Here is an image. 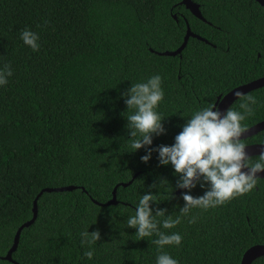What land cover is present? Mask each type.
I'll use <instances>...</instances> for the list:
<instances>
[{"label":"trees","instance_id":"16d2710c","mask_svg":"<svg viewBox=\"0 0 264 264\" xmlns=\"http://www.w3.org/2000/svg\"><path fill=\"white\" fill-rule=\"evenodd\" d=\"M183 0H0V70L13 75L0 85V264L15 235L33 217L43 189L38 217L25 228L13 259L19 264H156L160 254L127 227L142 195L166 209L163 221L180 215L179 176L171 164L160 165L153 151H133L127 128L125 94L132 84L154 75L162 79L164 98L156 111L165 133L153 135L156 149L171 146L195 112L215 105L234 88L264 77V7L255 0H193L206 21ZM176 15L177 19L174 18ZM189 24L209 43L190 38L177 50ZM24 29L39 35L38 51L20 38ZM257 103L242 121L248 129L264 121V87L244 95ZM239 98L228 110L242 111ZM245 145L264 144V131ZM260 155L249 158L254 164ZM118 205L99 206L113 197ZM156 184V188L151 185ZM199 184L189 194L207 190ZM195 217L194 223L189 220ZM100 232L91 248L81 233ZM166 234L179 233V246H165L178 264H241L244 253L264 245V178L254 189L208 209L194 208ZM93 250L89 260L84 253ZM253 264H264V256Z\"/></svg>","mask_w":264,"mask_h":264},{"label":"clouds","instance_id":"9594fccd","mask_svg":"<svg viewBox=\"0 0 264 264\" xmlns=\"http://www.w3.org/2000/svg\"><path fill=\"white\" fill-rule=\"evenodd\" d=\"M24 44L33 51H38L39 35L29 29H24L20 34ZM13 72L10 65H5L0 70V85L8 83V77ZM162 79L154 75L146 82L132 84L125 94V104L128 109H134V113L128 115L127 128L131 137V149L135 152L145 148L147 154L141 157V161L148 163L153 151L158 152L160 165L171 164L174 173L179 176L176 187L187 189L182 193L184 206L180 209V215L175 219L168 215L163 221H157L155 217H164L166 209H153L150 203L157 202L151 192L142 195L135 209V214L130 216L127 227L138 229L136 236L139 240L158 237L153 240L160 253L156 258V264H178L168 253L164 252L165 246H179L182 236L179 233L166 234L160 230L173 229L182 217H188L194 208L207 211L211 208L224 205L232 199L251 192L257 185L258 173L264 172V153L254 164L249 163L246 145L241 141L244 132L242 121L253 114L252 106L257 103L252 95L242 96L239 107L242 111L228 110L221 112L214 105L199 110L187 120L182 131L176 135L175 143L171 146L161 145L156 149L148 146L153 143V135L160 136L165 133L163 118L157 111L159 103L164 98L161 87ZM237 95H240L239 93ZM246 169V171H245ZM207 190L203 195L194 197L192 189L197 185ZM156 188L157 185H151ZM195 217L189 220L194 223ZM81 244H87L89 248L100 240V232L89 233L88 230L81 233ZM84 255L91 260L94 251L89 250Z\"/></svg>","mask_w":264,"mask_h":264},{"label":"water","instance_id":"95a60500","mask_svg":"<svg viewBox=\"0 0 264 264\" xmlns=\"http://www.w3.org/2000/svg\"><path fill=\"white\" fill-rule=\"evenodd\" d=\"M255 1L258 2L262 7H264V0H255ZM181 4L184 5L194 16H196L197 18H199L201 20L206 21L202 15L199 4L195 3L193 0H183L181 2ZM174 18L177 19L176 15H174ZM187 25H188L187 34L185 36L183 44L175 51H166L163 53H159L160 55L171 56V57L181 55L183 50L186 48L190 38H196V39H199L201 41H205V42L209 43L206 39L202 38L201 36H199L197 34H194L188 23H187ZM263 87H264V77L258 78L254 81H251L249 83H246V84H243V85H240V86L234 88L233 90L228 92L223 97H219L214 106L216 108H218L221 112H226L239 98L250 93L251 91H254V90H257V89H260ZM238 93L240 95H237ZM263 131H264V121L259 122L256 125L244 130V132L241 136V141L246 140L248 138H251V137H253V136H255V135H257ZM246 151L248 153V158L261 155V153H264V144L246 145ZM245 171H246V169H245ZM257 175L259 178H264V172L258 173ZM130 183L131 182L122 183V184L117 185L113 191L112 199L110 201H108L107 203H99L97 201H94V203L99 205V206H115V205H118L119 202L117 200V189L120 186L127 187L130 185ZM78 188L79 187H76V186H65V187H60V188L43 189L40 192V194L37 196L36 200L34 201L32 219L29 220L28 222L24 223L22 226H20V228L18 229V231L15 235L14 242H13L11 249L8 251L6 256L2 257V259L9 261L13 264H19L13 259V254L16 252V250L18 248L22 231L25 228H29L30 226H32L35 223V221L37 220V217H38V199L44 193L67 192V191L76 190ZM184 190H187V189H179L177 194L180 195ZM262 256H264V245H262V244L254 245V246L250 247L244 253V255L242 257L241 264H253V262L256 259H258Z\"/></svg>","mask_w":264,"mask_h":264}]
</instances>
